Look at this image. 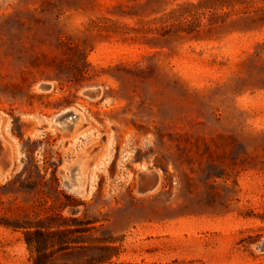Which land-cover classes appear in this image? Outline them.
Here are the masks:
<instances>
[{
    "label": "rangeland",
    "instance_id": "1",
    "mask_svg": "<svg viewBox=\"0 0 264 264\" xmlns=\"http://www.w3.org/2000/svg\"><path fill=\"white\" fill-rule=\"evenodd\" d=\"M0 139V264H264V0H0Z\"/></svg>",
    "mask_w": 264,
    "mask_h": 264
},
{
    "label": "trees",
    "instance_id": "2",
    "mask_svg": "<svg viewBox=\"0 0 264 264\" xmlns=\"http://www.w3.org/2000/svg\"><path fill=\"white\" fill-rule=\"evenodd\" d=\"M71 232L73 231L61 229L26 230L25 242L30 252L32 264H101L112 258V254H106L110 246L102 244L96 247V249H99V254L84 261L80 259L72 261L56 259L57 256H75L74 252L70 250L71 242H73L69 238Z\"/></svg>",
    "mask_w": 264,
    "mask_h": 264
},
{
    "label": "water",
    "instance_id": "3",
    "mask_svg": "<svg viewBox=\"0 0 264 264\" xmlns=\"http://www.w3.org/2000/svg\"><path fill=\"white\" fill-rule=\"evenodd\" d=\"M87 92L88 93H90V94H98L99 93V89H97V88H90V89H88L87 90ZM69 114H71L70 112H67L66 114H64V115H60V116H58V121L59 120H62V118L64 117V116H66V115H69ZM77 117H71L70 119H72V121H74L75 119H76ZM69 128H72V126H70ZM3 141L0 139V150L2 149V147H3ZM9 169H10V164L9 163H7V162H2V163H0V177L2 176V175H5V174H7L8 172H9ZM70 180H66L65 182H64V184L68 187V186H70V182H69ZM82 192H80L79 194H81ZM260 248L262 249V250H264V240H263V242H262V244H261V246H260Z\"/></svg>",
    "mask_w": 264,
    "mask_h": 264
},
{
    "label": "flooded vegetation",
    "instance_id": "4",
    "mask_svg": "<svg viewBox=\"0 0 264 264\" xmlns=\"http://www.w3.org/2000/svg\"><path fill=\"white\" fill-rule=\"evenodd\" d=\"M68 111H70L71 114L64 116L62 118V121H61L62 124L59 123L60 124L59 127H62L63 129H67L70 126H73V124L76 122L75 121L76 119L74 121H72V119H70V118L73 117V116L77 117V114L75 112H73L72 110H68ZM72 180L74 182V185L77 184L78 178L73 177Z\"/></svg>",
    "mask_w": 264,
    "mask_h": 264
},
{
    "label": "bare ground",
    "instance_id": "5",
    "mask_svg": "<svg viewBox=\"0 0 264 264\" xmlns=\"http://www.w3.org/2000/svg\"><path fill=\"white\" fill-rule=\"evenodd\" d=\"M67 112H70V111L62 112V113H60L58 116H60V115H64V114H66ZM58 116H56L52 121L55 122V123H57V124H58V127H59L60 124L58 123V119H57ZM55 123H53V124H55ZM55 125H56V124H55ZM56 126H57V125H56ZM60 128L63 129L62 127H60ZM6 175H7V174L2 175V176L0 177V179L4 178ZM69 180H70V186H68V189H69V190H71V191H73L74 193H77V194H79L80 192H82V187H81L79 184H75V185H74V182H73L72 178L69 179Z\"/></svg>",
    "mask_w": 264,
    "mask_h": 264
}]
</instances>
